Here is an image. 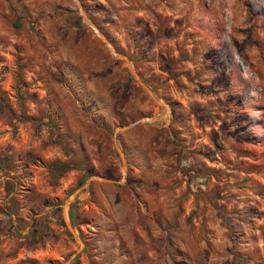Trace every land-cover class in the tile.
I'll return each mask as SVG.
<instances>
[{"label": "rangeland", "instance_id": "374dc122", "mask_svg": "<svg viewBox=\"0 0 264 264\" xmlns=\"http://www.w3.org/2000/svg\"><path fill=\"white\" fill-rule=\"evenodd\" d=\"M0 264H264V0H0Z\"/></svg>", "mask_w": 264, "mask_h": 264}, {"label": "trees", "instance_id": "16d2710c", "mask_svg": "<svg viewBox=\"0 0 264 264\" xmlns=\"http://www.w3.org/2000/svg\"><path fill=\"white\" fill-rule=\"evenodd\" d=\"M58 168H61L63 164L56 165ZM70 218L72 219V215L70 214Z\"/></svg>", "mask_w": 264, "mask_h": 264}]
</instances>
